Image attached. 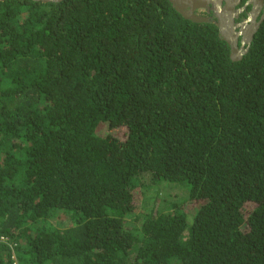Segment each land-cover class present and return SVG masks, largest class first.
<instances>
[{
    "label": "trees",
    "instance_id": "1",
    "mask_svg": "<svg viewBox=\"0 0 264 264\" xmlns=\"http://www.w3.org/2000/svg\"><path fill=\"white\" fill-rule=\"evenodd\" d=\"M0 236V264H264V18L231 59L169 0H0Z\"/></svg>",
    "mask_w": 264,
    "mask_h": 264
},
{
    "label": "water",
    "instance_id": "2",
    "mask_svg": "<svg viewBox=\"0 0 264 264\" xmlns=\"http://www.w3.org/2000/svg\"><path fill=\"white\" fill-rule=\"evenodd\" d=\"M42 2H58L61 0H35ZM172 3L174 9L179 12L184 18L190 19L195 22H207L210 21L217 26L218 35L225 40L230 47V58L239 59L248 49V46L252 40L253 33L259 27V24L264 18L263 12L258 20L256 15L260 11V7L264 4V0H246L245 4L251 3V9L247 12V15L239 20L235 21L234 17H237L238 13L244 8V6L234 8V5L239 0H169ZM207 8H211L214 15L212 17L207 16L202 11ZM242 34L245 41L248 43L246 46H238V36Z\"/></svg>",
    "mask_w": 264,
    "mask_h": 264
},
{
    "label": "flooded vegetation",
    "instance_id": "3",
    "mask_svg": "<svg viewBox=\"0 0 264 264\" xmlns=\"http://www.w3.org/2000/svg\"><path fill=\"white\" fill-rule=\"evenodd\" d=\"M245 1L246 0H239V2L234 5V8L244 6V8L238 13L237 17H234L235 21H239V20L243 19L247 15V12L251 9V6H252L251 3L245 4ZM263 7H264V4L260 7V11L258 12V14L256 15V18H255L256 20H258L260 18L261 14L263 12ZM202 12L209 17H212L214 15L211 8H207L206 10H204ZM254 33H253V35H254ZM243 38H244V35H242V34H240L238 36V46L248 45V43H246L245 41L242 43Z\"/></svg>",
    "mask_w": 264,
    "mask_h": 264
},
{
    "label": "built area",
    "instance_id": "4",
    "mask_svg": "<svg viewBox=\"0 0 264 264\" xmlns=\"http://www.w3.org/2000/svg\"><path fill=\"white\" fill-rule=\"evenodd\" d=\"M0 239H1V236H0ZM11 250H12V248H11Z\"/></svg>",
    "mask_w": 264,
    "mask_h": 264
},
{
    "label": "rangeland",
    "instance_id": "5",
    "mask_svg": "<svg viewBox=\"0 0 264 264\" xmlns=\"http://www.w3.org/2000/svg\"><path fill=\"white\" fill-rule=\"evenodd\" d=\"M164 183V182H163ZM194 210H195V208H194Z\"/></svg>",
    "mask_w": 264,
    "mask_h": 264
}]
</instances>
